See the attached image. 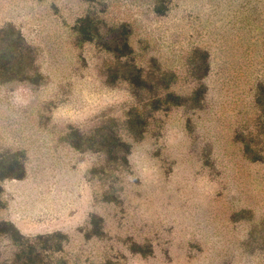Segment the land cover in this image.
Instances as JSON below:
<instances>
[{"label": "rangeland", "instance_id": "1", "mask_svg": "<svg viewBox=\"0 0 264 264\" xmlns=\"http://www.w3.org/2000/svg\"><path fill=\"white\" fill-rule=\"evenodd\" d=\"M9 23L0 152L27 173L0 221L72 264H264V0H0Z\"/></svg>", "mask_w": 264, "mask_h": 264}, {"label": "trees", "instance_id": "2", "mask_svg": "<svg viewBox=\"0 0 264 264\" xmlns=\"http://www.w3.org/2000/svg\"><path fill=\"white\" fill-rule=\"evenodd\" d=\"M160 13V8H157ZM89 19V18H88ZM86 19V21L88 20ZM89 27L82 29L80 32L83 35L89 34ZM0 34H5L11 38L12 46L17 54L15 57L21 56L26 50L25 37L14 24L9 23L5 27L0 28ZM87 41H91L88 38ZM123 48L129 49L127 41L123 42ZM124 56V54H123ZM3 58H6L3 54ZM141 68L138 69V72ZM21 69L14 68L10 62H3L2 55L0 56V81L3 83L12 82L18 79H25L27 75L21 73ZM134 77V76H133ZM138 83H144L145 78L138 74ZM168 97H176V101L180 98L174 96L173 93L168 92ZM178 104V102H176ZM143 130L138 132V135L143 134ZM127 147L126 141L118 139L116 147ZM26 160L27 156L23 151L1 153L0 152V210L5 208L4 202V187L3 182L7 179H23L26 176ZM0 237L7 239L12 247V256L1 260L0 264H72L64 256V245L67 241V235L63 233L41 234L35 237L26 236L15 225L14 222L9 220L0 221ZM77 264V263H76Z\"/></svg>", "mask_w": 264, "mask_h": 264}]
</instances>
